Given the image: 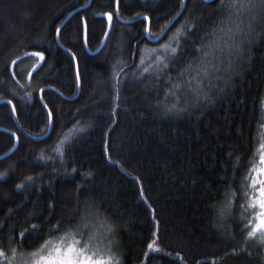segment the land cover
Masks as SVG:
<instances>
[{
	"label": "trees",
	"instance_id": "obj_1",
	"mask_svg": "<svg viewBox=\"0 0 264 264\" xmlns=\"http://www.w3.org/2000/svg\"><path fill=\"white\" fill-rule=\"evenodd\" d=\"M88 2L0 0V100H12L19 121L10 103L0 104V126L7 129L0 130V155L15 145L12 132L20 140L0 160V264H33L46 248L68 243L86 251L97 247L119 264H264L260 234L246 238L253 230L248 179L264 130V17L234 59L229 87L213 89L211 102H196L187 85L176 96L165 93L172 87L169 77L176 80L187 62H199L193 44L227 16L217 7L221 0H187L157 43L146 37L147 19H118L116 0H93L85 7ZM182 4L120 0L119 15L148 16L150 33L158 36ZM72 12L60 41L77 58L81 93L69 100L57 90L43 91L53 129L36 141L22 129L40 136L49 128L40 90L53 86L68 97L78 91L75 60L57 39ZM109 12L108 40L92 54L86 44L92 51L100 46L108 29L101 14ZM229 27L225 19L208 63L227 61ZM181 28L186 37H178L181 51L172 57L166 46H176L173 38ZM165 102L178 109L166 111ZM88 213L111 217L114 234L107 235L103 218ZM82 218L86 227L66 230ZM58 222L60 231L50 232Z\"/></svg>",
	"mask_w": 264,
	"mask_h": 264
},
{
	"label": "snow or ice",
	"instance_id": "obj_2",
	"mask_svg": "<svg viewBox=\"0 0 264 264\" xmlns=\"http://www.w3.org/2000/svg\"><path fill=\"white\" fill-rule=\"evenodd\" d=\"M211 2V0H210ZM117 6L119 4V0H116ZM219 9L224 10L227 13L226 17H220L218 22H216L213 26H211L207 32H205L201 37V42L193 44L194 49L199 53V62L194 63L193 61L187 62L183 68L179 70L177 73L176 80H173L172 77H169V82L172 84V87L166 90L165 95L176 96L177 92L183 91L184 86L187 85L188 90L193 94V98L196 102H211L213 100L212 90L227 88L231 82V73L235 71L234 67V59L245 51V44L250 42V32L252 30L253 24L264 17V0H221V3L217 5ZM109 19L112 17V13H107ZM147 18V17H146ZM225 19L228 20L230 27L228 28L229 32V56L227 61H220L219 63H208L207 58L213 51L216 46V38L218 34H222L225 31ZM171 23V22H169ZM188 30H195V24L187 23L186 25ZM57 33H59V29H57ZM179 36L186 37V31L184 28L180 29L177 37H174L175 47L168 46L166 47V51L170 52L172 57H176L179 55L181 49L180 44L182 43ZM37 56L43 58V53H36ZM195 59V58H194ZM160 62L167 64L164 57H160ZM195 72V76L192 73ZM78 75V70H77ZM119 76V73L116 74ZM195 81V84H193ZM118 98V93H117ZM178 98V97H177ZM161 103V102H158ZM164 108L168 112H172L178 109L177 104H167L164 103ZM49 115H51V110L49 109ZM264 148V144L261 145ZM46 158V157H45ZM264 160V156L261 157ZM264 172V169L260 170ZM91 176V173L87 174ZM4 173H0V177H3ZM27 181H31L33 179L32 176L25 177ZM22 184L17 185V187H22ZM79 187V186H78ZM260 191L264 193V188H261ZM244 195H248V193H244ZM79 201L77 204L79 205ZM79 211V208H77ZM88 217L94 220H99L103 218L105 223L107 224L106 233L111 236L115 232V228L109 221L111 217H107L104 213H97L93 215L92 213H88ZM73 219L75 217H72ZM86 218H82L81 223L77 225L67 226L66 230L69 232L78 231L80 227H86L87 224L84 222ZM240 224H244V219L240 220ZM35 227V226H33ZM246 228H251V224L245 226ZM257 228H264V220H262L261 224L257 226ZM50 232H59V222L57 225H52L49 228ZM21 237H24V233L20 234ZM43 233L40 236H33L34 240H40ZM256 236V230L247 231L246 238H253ZM261 243H264V234L258 237ZM46 243V240L41 242ZM109 251H111L109 249ZM235 251V250H233ZM13 255H16L15 249H12ZM35 253H29V255H33ZM4 255V249L0 248V256ZM116 264H119V258L116 257ZM111 262V257L109 258V264ZM97 264H103V262L98 261Z\"/></svg>",
	"mask_w": 264,
	"mask_h": 264
},
{
	"label": "rangeland",
	"instance_id": "obj_3",
	"mask_svg": "<svg viewBox=\"0 0 264 264\" xmlns=\"http://www.w3.org/2000/svg\"><path fill=\"white\" fill-rule=\"evenodd\" d=\"M153 37H157V36H153ZM166 43L167 41L164 43V45H166ZM159 51H163L162 45L159 47ZM145 57H148V55H146ZM262 135H263L262 144H264V130L262 132ZM262 156H264V148L261 147L258 161L254 164L251 175L248 179V187L249 190L252 192V197H248V208L250 211V219L252 221L253 230L255 229L256 233L260 235L264 234V228H257V226L261 224L262 220H264V193L260 191L261 188H264V172L260 171L261 169H264V160L261 159ZM102 252L103 251H100L99 249H97V247L89 248L86 251L84 248H77L76 246H73L72 243L57 244L55 246L46 248V253L42 255V257L34 258L32 260V263L33 264H97V262L100 261L103 262V264H109V258L111 257L110 264H116V259L114 256L110 255V253L102 254Z\"/></svg>",
	"mask_w": 264,
	"mask_h": 264
},
{
	"label": "water",
	"instance_id": "obj_4",
	"mask_svg": "<svg viewBox=\"0 0 264 264\" xmlns=\"http://www.w3.org/2000/svg\"><path fill=\"white\" fill-rule=\"evenodd\" d=\"M92 1H93V0H89V2L85 5V7H88V6L92 3ZM119 1H120V0H119ZM204 1H205V2H210V0H204ZM212 1H214V0H211V2H212ZM186 3H187V0H183V4H182V7H181V9L179 10V12L174 16V18H172V20L170 21L171 23H168V24L166 25V27L163 29V31L161 32V34H159L157 37H153V36L151 35V33H150V29H151V28H150V19H149L148 16H146V15H142V16L137 17V18L127 19V20H125V19H123V18L119 15V4H118V6H117V4H116V14H117L118 19H119L122 23H125V24L133 23V22L138 21V20H140V19H142V18L147 19V21H148V25H147V29H146V37H147V39H148L149 41H151V42H158V41H160V40L166 35V33H167V32L169 31V29L171 28V26L175 23V21H176V20L180 17V15L183 13V11H184V9H185V7H186ZM74 13H75V12H72L71 14H69V16L65 19V21L62 23L61 27L59 28V33H57V38H58V42H59L60 44H61V42H60V40H59V34H60V31H61V29L63 28V26L65 25V23L69 20V18H70ZM101 15L104 16V17H106V18L108 19V29H107V32H106V34H105V37H104L102 43L100 44V46H99L95 51H92V50L87 46V44H86V48H87V50H88L90 53H92V54L100 53V52L103 50V48H104V46H105V44H106V42H107V39H108V37H109V33H110V31H111V28H112L113 16L111 17V19H109L108 16H107V14H101ZM146 17H147V18H146ZM85 36H86V35H85ZM68 50H69V49H68ZM71 53H72V56L74 57V60H75V64H76V72H77V70H78V75H77V79H78V91H77V93L75 94V96L68 97V96H65V94H63L60 90H58L57 88H55V87H53V86H47V87L45 86L44 88H42V89L40 90V97H41V100H42V101L44 102V104L46 105L47 110H48V113H49V109H50V108L48 107V105L46 104V102L44 101L43 96H42L43 91H44L45 89L50 88V89L57 90V91L60 92V94H62V96H63L65 99H69V100L76 99V98L80 95V93H81V79H80L79 66H78V62H77V58H76V56L74 55L73 52H71ZM2 103H10V105L12 106V109H13V115H14V117L16 118V121H17L18 124H19V121H18V118H17L16 107L14 106L12 100H10V99H8V98H3V99L0 100V104H2ZM49 118H50V125H49V128H48L47 132H46L45 134H43V135L36 136V135H33V134L27 132L25 129H22V130H23L24 133H26V135H27L28 137H30V138L33 139V140H36V141H38V140H43V139L47 138V137L51 134V131H52V128H53V115H52V112H51V115H49ZM0 130H7V129L4 128V127H2V126H0ZM12 133L14 134V136H15V138H16V143H15V145H14L9 151H7V152H5V153H3V154L0 155V160H3V159H5V158L9 157L10 155H12V154L17 150V148L19 147V142H20V140H19V136H18L16 133H14V132H12Z\"/></svg>",
	"mask_w": 264,
	"mask_h": 264
},
{
	"label": "bare ground",
	"instance_id": "obj_5",
	"mask_svg": "<svg viewBox=\"0 0 264 264\" xmlns=\"http://www.w3.org/2000/svg\"><path fill=\"white\" fill-rule=\"evenodd\" d=\"M110 34V33H109ZM105 37V36H104ZM58 39V38H57ZM104 39V38H103ZM59 40H60V34H59ZM108 40V39H107ZM61 42V41H60ZM149 42H151V41H149ZM159 42V41H158ZM151 43H157V42H151ZM60 44V43H59ZM62 47H64L69 53H71L72 52V50L71 49H69V48H67V47H65L62 43L60 44ZM69 49V50H68ZM71 55H72V53H71ZM75 55V54H74ZM74 58V57H73Z\"/></svg>",
	"mask_w": 264,
	"mask_h": 264
}]
</instances>
